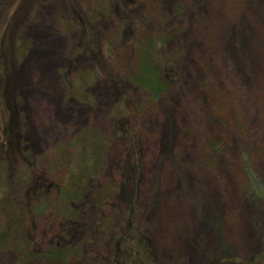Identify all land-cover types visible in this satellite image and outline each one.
<instances>
[{
  "label": "rangeland",
  "instance_id": "obj_1",
  "mask_svg": "<svg viewBox=\"0 0 264 264\" xmlns=\"http://www.w3.org/2000/svg\"><path fill=\"white\" fill-rule=\"evenodd\" d=\"M135 2L158 12L157 30L172 35L162 57L179 56V78L154 105H144L145 93L127 80L133 55L111 56V46L105 48L122 31L116 3L91 19L92 0H44L36 9L34 0H0V26L11 18L12 38L18 26L25 31L12 93L25 119L23 151L39 175L33 184L53 188L43 215L33 218L14 205L3 226L22 232L32 257L27 264H51L43 255L53 248L71 252L68 264H111L113 235L129 227L131 202L130 233L137 227L149 237L157 264L263 258L264 0ZM94 71L99 75L82 88L80 75ZM116 110V117L136 111L135 131L113 141L108 129ZM83 131L105 140L101 171L71 204L76 217L64 218L60 209L72 213L59 201V188L70 187L93 144L81 140ZM77 137L72 157L60 156ZM71 161L73 173L66 171ZM21 258L0 250V264H22Z\"/></svg>",
  "mask_w": 264,
  "mask_h": 264
},
{
  "label": "trees",
  "instance_id": "obj_2",
  "mask_svg": "<svg viewBox=\"0 0 264 264\" xmlns=\"http://www.w3.org/2000/svg\"><path fill=\"white\" fill-rule=\"evenodd\" d=\"M43 2L44 0H34L33 8H38ZM92 3L93 7L89 11L91 12L89 14L91 19L106 16L112 12L115 3L117 4L113 11L119 14L122 22V31L119 38L115 40L116 43L110 45V43L106 42L105 48L111 46V56L123 50L133 55L135 59L133 70L129 73L127 80L134 88L145 93L146 100L143 103L144 105L147 103L149 105L156 104L171 90L173 84L179 78L177 63L179 56L170 53L162 57L160 52L170 41L172 35L170 33L162 35L157 30L154 20L158 12L136 5L135 0H92ZM8 14L9 12H3L5 16ZM13 30L11 18L8 20L5 18L0 26V182H5V185L0 184V250L12 249L18 252L22 256V264H27L32 257L29 256L31 254L20 242L23 235L22 232L15 231L6 224L3 226L2 220L12 214L14 205L19 206L21 210L26 208L33 218L43 215L51 203L50 189L52 190L53 188L45 184L39 187H37V184H33V180L39 175L36 172V167L29 161V152L23 151L22 129L24 128L25 119L23 113L20 110L18 111L17 101L14 99L15 96L14 98L12 97V93L15 88V71H17L19 66L18 63L22 62L25 57V47L27 46L22 41L23 33L25 32L24 27L18 26L12 38ZM102 50V45L97 46L96 55L102 57ZM95 75H99V72L82 73L80 75V80L82 79V85H84L82 88L87 87V84L92 81ZM79 97L81 98V95ZM78 100L84 102L82 98ZM117 114H119V110L112 111L108 129V138L113 141L124 139L130 134L134 135L131 131L134 130L133 120L136 116V111L126 110V114L121 117L120 115L116 117L115 115ZM82 136V141L86 142L87 138H89L88 143L92 141L93 144L90 143L91 150L90 152L83 151L81 160L82 162L84 161V164H80V173L76 171L73 174L74 179L70 187L67 188L66 185L62 184L59 188V201L68 206L70 212L71 204L77 203L80 197L85 194L88 186L86 182L101 171L100 158L104 152V147L101 146L100 142L105 140L95 132H91L85 137V131H83L80 137ZM77 139L78 137L74 139L71 147L61 148L59 150L60 156H63L66 151L72 157V153L76 150L75 143ZM135 142L137 143V141ZM68 166L66 171L70 169V172L73 173L75 172L74 169L77 170L76 162L72 163L71 161ZM34 200L36 202H32ZM23 202H25L26 207L22 206ZM130 203L127 202L126 208L130 217L127 224L129 227L113 235L115 256L111 264H157L153 257L154 248L150 244L149 237L137 227H134L132 234L130 233L134 223V209ZM60 210L59 215L64 218L74 219L76 217L72 212L71 216L66 214V211ZM123 218L126 223L128 217L124 216ZM134 242H136V246H133L132 243ZM43 256L49 259L51 264H68L71 252L53 248ZM257 258L250 262L223 260L220 264H264V257Z\"/></svg>",
  "mask_w": 264,
  "mask_h": 264
}]
</instances>
